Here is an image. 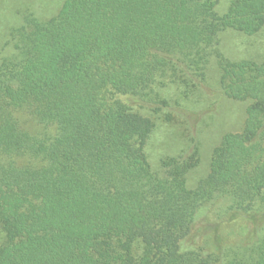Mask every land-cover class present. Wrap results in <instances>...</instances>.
Returning a JSON list of instances; mask_svg holds the SVG:
<instances>
[{
    "label": "trees",
    "instance_id": "trees-1",
    "mask_svg": "<svg viewBox=\"0 0 264 264\" xmlns=\"http://www.w3.org/2000/svg\"><path fill=\"white\" fill-rule=\"evenodd\" d=\"M220 1L66 0L56 18L28 14L11 30L14 54L0 61V264H264V238L221 256L182 249L204 206L217 224L264 220V62L219 49L226 30L264 29V0H228L222 16ZM213 59L223 94L250 105L190 189L197 152L154 172L145 147L151 116L170 109L173 90L190 98Z\"/></svg>",
    "mask_w": 264,
    "mask_h": 264
},
{
    "label": "rangeland",
    "instance_id": "rangeland-1",
    "mask_svg": "<svg viewBox=\"0 0 264 264\" xmlns=\"http://www.w3.org/2000/svg\"><path fill=\"white\" fill-rule=\"evenodd\" d=\"M65 2L0 0V61L14 54L10 43L11 30L23 25L28 14L47 22L59 15ZM229 6L228 0L220 1L217 13L221 16L226 14ZM219 39V49L225 59L232 62H264V29L252 36L226 30L220 34ZM221 79L222 71L218 61L213 59L205 70V80L190 98L184 99L173 90L168 97L171 103L169 110L156 117L144 112L155 120L156 125L145 147L148 162L154 172H161L162 161L166 158L197 152L199 164L188 175V187L196 189L209 175L213 152L223 137L243 130L250 101H236L226 97ZM167 113L172 115L171 120L167 119ZM204 221L212 226L210 232H204ZM217 223L215 208L204 206L198 215L197 230L182 243L183 251L198 250L200 246L206 249V253L221 256L227 249L256 245L264 238L263 219ZM197 237L200 238L199 244L194 243ZM5 242V233L0 228V246Z\"/></svg>",
    "mask_w": 264,
    "mask_h": 264
}]
</instances>
